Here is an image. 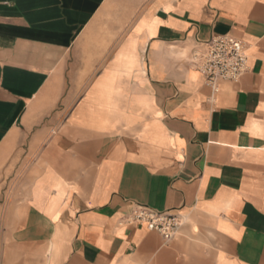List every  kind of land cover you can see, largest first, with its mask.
Returning a JSON list of instances; mask_svg holds the SVG:
<instances>
[{"label": "crops", "instance_id": "1", "mask_svg": "<svg viewBox=\"0 0 264 264\" xmlns=\"http://www.w3.org/2000/svg\"><path fill=\"white\" fill-rule=\"evenodd\" d=\"M219 35L249 68L214 93ZM0 264H264V0H0Z\"/></svg>", "mask_w": 264, "mask_h": 264}, {"label": "built area", "instance_id": "2", "mask_svg": "<svg viewBox=\"0 0 264 264\" xmlns=\"http://www.w3.org/2000/svg\"><path fill=\"white\" fill-rule=\"evenodd\" d=\"M190 65L205 79L214 93L220 83L237 82L248 71L247 45L230 35L213 36L198 42L189 55ZM182 225L180 214L158 211L145 205L134 204L130 211L117 221L118 227L143 226L171 241Z\"/></svg>", "mask_w": 264, "mask_h": 264}]
</instances>
